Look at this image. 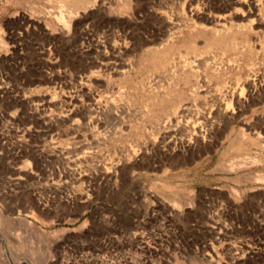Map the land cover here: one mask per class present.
Instances as JSON below:
<instances>
[{
  "label": "rangeland",
  "instance_id": "374dc122",
  "mask_svg": "<svg viewBox=\"0 0 264 264\" xmlns=\"http://www.w3.org/2000/svg\"><path fill=\"white\" fill-rule=\"evenodd\" d=\"M0 249L264 264V0H0Z\"/></svg>",
  "mask_w": 264,
  "mask_h": 264
},
{
  "label": "bare ground",
  "instance_id": "6f19581e",
  "mask_svg": "<svg viewBox=\"0 0 264 264\" xmlns=\"http://www.w3.org/2000/svg\"><path fill=\"white\" fill-rule=\"evenodd\" d=\"M193 14L194 15H198V14H200L201 13V9L200 8H198V7H194L193 8ZM211 16V15H210ZM216 21H218L219 23H220V21H221V19L219 18H216ZM233 32V30H232V28H227L224 32H222V34H220V37H225V36H227V35H230L231 33ZM183 35V38H187L188 36H191V34H189V35H186V34H182ZM247 56H249V54L247 55ZM250 56H252L251 54H250ZM249 56V57H250ZM249 60L247 61V63H248V65L251 63V61H252V59H251V57L250 58H248ZM247 60V59H246ZM204 64H206V66H209V62H204ZM247 65V66H248ZM182 68H183V71H185L184 72V77H185V75H186V73L188 72V74L189 75H193V72H194V70H193V68H192V66H190L189 65V67H188V64H184L183 66H182ZM187 71V72H186ZM215 71H213V73H214ZM183 73H181L180 75H182ZM187 76V75H186ZM246 83H248L249 85L251 84V85H255L256 83H255V80L254 79H252V78H250V77H247L246 78ZM167 94V93H166ZM165 93L164 94H162V93H159V94H156L155 96H153L152 97V99H155V100H162V99H164L167 95H166ZM169 95V94H168ZM237 96V95H236ZM181 98V96L179 95L178 96V98L177 97H175L174 98V100H176V98L179 100L180 98ZM218 110H219V113H224V112H226V110H225V108H222V106H220L219 108H218ZM58 116H63V115H58ZM58 116H56V118L58 117ZM65 116V115H64ZM66 116H69L70 117V114H68V115H66ZM198 137V136H197ZM196 137V138H197ZM198 139V138H197ZM102 167H107V166H104V165H102ZM111 167V166H110ZM115 167V169H117L116 168V165L114 166ZM104 168V169H105ZM109 168V167H108ZM112 169H113V167H111ZM110 168V169H111ZM112 169H111V171H112ZM108 170V169H107ZM109 172H110V170H108ZM105 173H107V172H105ZM115 174H116V171H115ZM1 250V249H0ZM1 251H0V262L1 261H3V255H1Z\"/></svg>",
  "mask_w": 264,
  "mask_h": 264
}]
</instances>
